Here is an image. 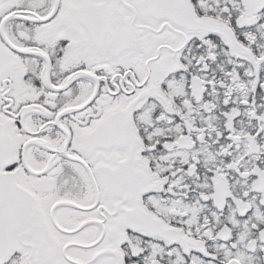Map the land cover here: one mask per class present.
<instances>
[{
    "label": "snow or ice",
    "instance_id": "obj_1",
    "mask_svg": "<svg viewBox=\"0 0 264 264\" xmlns=\"http://www.w3.org/2000/svg\"><path fill=\"white\" fill-rule=\"evenodd\" d=\"M0 264H264V0H0Z\"/></svg>",
    "mask_w": 264,
    "mask_h": 264
}]
</instances>
